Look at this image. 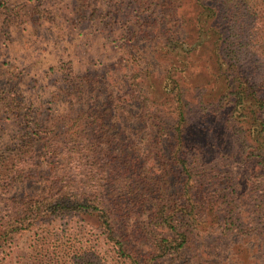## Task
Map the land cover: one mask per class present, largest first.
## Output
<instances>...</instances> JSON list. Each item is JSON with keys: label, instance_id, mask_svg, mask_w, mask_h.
I'll return each mask as SVG.
<instances>
[{"label": "trees", "instance_id": "obj_1", "mask_svg": "<svg viewBox=\"0 0 264 264\" xmlns=\"http://www.w3.org/2000/svg\"><path fill=\"white\" fill-rule=\"evenodd\" d=\"M177 1L155 3L164 15V6ZM216 1L228 7L234 0ZM174 10H169L171 28L180 22L172 16ZM232 14L236 20V12ZM251 21V41L264 50V20L253 17ZM130 40L135 50L131 59L142 62L148 56L140 49L157 39ZM229 43L223 39V54L235 61L238 54ZM178 55L168 57V65L151 75L143 67H134V61L129 64L123 55L114 68L115 86L99 87L95 78L104 75L95 72L83 81L75 75L67 86L57 88L56 97L67 99L58 100L54 113L24 132L7 155L1 154L0 180L5 182L0 194L9 191L13 182L34 174L49 183V192L41 200L24 198L9 206L0 217V250L13 233L39 216L87 215L97 220L119 264H183L187 256L207 262L202 257L216 242L210 237V247L204 248L208 212L213 205L228 206L230 197L211 193L217 161H227L220 156L226 137L206 124L220 114L221 130L239 141V152L264 165V126L259 123L264 97L260 85L245 72L221 83L214 97L205 99L203 87L189 89L187 65L182 64L186 59L180 61ZM154 59L153 68L162 62L158 55ZM194 107L201 111L195 121L190 120ZM225 178L230 182L229 176ZM216 219H220L219 237L228 233L235 215L224 210ZM95 257L77 247L69 264H93Z\"/></svg>", "mask_w": 264, "mask_h": 264}, {"label": "rangeland", "instance_id": "obj_2", "mask_svg": "<svg viewBox=\"0 0 264 264\" xmlns=\"http://www.w3.org/2000/svg\"><path fill=\"white\" fill-rule=\"evenodd\" d=\"M242 1L234 0L225 7L216 0H179L172 6L165 5L163 15L156 0H0V159L19 143L24 132L54 113L58 100L67 99L56 97L57 88L67 86L73 76L83 81L97 72L104 75L95 78L101 83L99 87L115 86L118 80L114 68L122 56L128 57L129 64L134 61V42L130 39H157L155 44L148 42L147 48L140 49L148 56L146 61L132 62L147 74L159 73L168 65V57L180 54V61L186 59L182 63L187 65L186 84L190 90L203 87L205 99L214 97L221 83L245 72L260 85L264 97V50L251 41L250 35L251 19L264 20V2ZM168 8L180 21L173 28ZM223 39L238 54L235 61L223 54ZM156 55L162 62L153 68ZM217 70L226 74L219 76ZM193 93L189 92L190 97ZM191 111L190 120L195 121L201 111L198 107ZM222 122L218 114L206 124L226 137L220 156L227 161L218 159L211 193L228 194L230 204L213 205L208 212L204 248L210 247V239L216 238V242L202 257L207 262L187 256L183 264H264V165L254 156L249 160L246 152H239V141L221 130ZM259 123L264 126V102ZM226 176L230 182H226ZM3 182L0 180L1 186ZM6 192L0 194V217L14 201L43 199L49 183L40 174L29 175L13 182ZM224 210L230 215L232 211L235 220L227 234L217 237L221 218L216 216H222ZM3 245L0 264H69L71 252L77 247L94 253L93 264H119L97 220L87 215L39 216Z\"/></svg>", "mask_w": 264, "mask_h": 264}]
</instances>
